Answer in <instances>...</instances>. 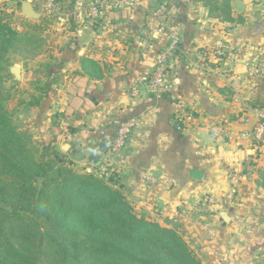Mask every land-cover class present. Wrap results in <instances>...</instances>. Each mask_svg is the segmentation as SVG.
I'll return each instance as SVG.
<instances>
[{
  "label": "crops",
  "instance_id": "1",
  "mask_svg": "<svg viewBox=\"0 0 264 264\" xmlns=\"http://www.w3.org/2000/svg\"><path fill=\"white\" fill-rule=\"evenodd\" d=\"M22 1L38 18L22 15ZM88 2L55 0L47 10L46 0H0L13 19L45 28L40 53L8 68L14 84L43 88L38 104H23L24 128L55 149L80 150L85 167L94 165L84 150L106 144L97 167L113 171L137 213L176 222L204 247L199 257L206 254L208 264H249L264 238V144L239 134L264 115V0H231L243 24L210 17L197 0H139L107 11L106 30L91 25ZM172 34L179 44L161 92L138 86L133 94ZM128 120L126 145L111 154ZM203 208L215 212L204 217L197 213Z\"/></svg>",
  "mask_w": 264,
  "mask_h": 264
},
{
  "label": "trees",
  "instance_id": "2",
  "mask_svg": "<svg viewBox=\"0 0 264 264\" xmlns=\"http://www.w3.org/2000/svg\"><path fill=\"white\" fill-rule=\"evenodd\" d=\"M197 1L212 18L244 23L231 0ZM9 18L0 8V59L10 50L38 55L44 26L22 22L18 30ZM3 83L0 68V264H203L178 229L137 213L114 174L74 171L56 151L46 157L52 148L13 123ZM258 184L264 189V169Z\"/></svg>",
  "mask_w": 264,
  "mask_h": 264
},
{
  "label": "rangeland",
  "instance_id": "3",
  "mask_svg": "<svg viewBox=\"0 0 264 264\" xmlns=\"http://www.w3.org/2000/svg\"><path fill=\"white\" fill-rule=\"evenodd\" d=\"M9 22L11 24L12 27L16 28V26L21 25L22 23H20L18 21L17 18H12V16H10L9 18ZM23 22V21H22ZM33 50L37 51V48H34ZM3 57L0 59V68H1V74L4 76V89L6 90V93H8L7 95V100L4 101V104L6 106V109L11 112L12 114V121L13 123L18 127V129H20L21 131L29 134L33 141L35 142H39L34 135L29 131V128H24L25 126V119H26V112H24L25 107L23 106V104L25 103H31L33 102V96H36L40 94V90L36 89V86L34 85L33 81H23L22 83L19 84H14L12 82V78L10 75L7 74L8 68L10 64L13 63H22V61L24 60H29L32 58H29L30 54L22 56L21 54H18L16 52H12L11 50L4 53L2 55ZM34 58V57H33ZM17 86V87H16ZM31 94L32 98H31ZM29 95V96H28ZM30 97L29 102L28 101H22L23 99H28ZM40 144L46 146V144H43L41 142H39ZM260 144H264V142H261ZM50 146V145H48ZM52 149L49 150H42L43 154H45L46 157L49 158H53V152H58L59 155H62L63 158L62 160L64 161V165H67L69 168H71L74 171L77 172H82L84 169L86 171H92L97 169V174L98 175H104L105 177L110 176V174H113V171L106 165H104L102 168L95 167L92 165H87L86 167L83 165H79L78 161H79V157H81V151L78 150V153H72L71 152H67V148H63V149H55L53 147H51ZM97 166V165H96ZM40 183L41 180L40 178H38L35 181V185L37 188H40ZM203 210V211H202ZM215 211L207 208H203L201 209L199 212L200 215H203L204 217H207L209 215H211L212 213H214ZM168 227H173L179 230V232L183 235V237L185 238V240L188 242V244L193 248V250L197 253V255H200V251L202 248H204L203 246H201L199 244L198 241H196V239L194 237H192V234H190V236L188 234H186L185 230L182 227L177 226L176 222H173L172 224H170V226ZM263 243L261 245H259V247L257 248V251L254 253V260L250 261L249 264H264V238H261V240ZM242 242V241H239ZM237 246H233V248H235ZM200 258V257H199ZM201 259V258H200ZM203 264H208V257L206 254H203V258L201 259ZM220 264V263H217ZM235 264H240V263H235ZM247 264V263H244Z\"/></svg>",
  "mask_w": 264,
  "mask_h": 264
},
{
  "label": "built area",
  "instance_id": "4",
  "mask_svg": "<svg viewBox=\"0 0 264 264\" xmlns=\"http://www.w3.org/2000/svg\"><path fill=\"white\" fill-rule=\"evenodd\" d=\"M54 1L55 0H46L47 10L52 8ZM138 2L139 0H89L87 4L89 21L96 29L106 30L107 24L105 14L107 11L119 10L127 7L134 8L137 6ZM178 44V37L172 34L166 50L158 54L154 68L148 74L141 76L137 85L131 88L133 94L137 93L138 86L146 88L148 92L153 94L161 92L166 80L167 58L175 51ZM241 121L248 122L249 118L244 116ZM133 126L132 120L125 121L119 125L116 136L109 148L111 154L118 153L125 147L127 138L133 130ZM239 136L240 138H250L255 142H264V115L260 116L259 119L254 122L252 128L242 131Z\"/></svg>",
  "mask_w": 264,
  "mask_h": 264
},
{
  "label": "water",
  "instance_id": "5",
  "mask_svg": "<svg viewBox=\"0 0 264 264\" xmlns=\"http://www.w3.org/2000/svg\"><path fill=\"white\" fill-rule=\"evenodd\" d=\"M21 13L27 18L36 19L38 18V13L33 8L29 1H22L21 2ZM10 72L15 76V78H20V69L17 66H13L10 68ZM106 144H100L97 149L87 148L84 150V153L87 155L88 159L93 165H97L100 163L101 158L106 151ZM203 175L202 171L192 170L190 171V176L195 179H201Z\"/></svg>",
  "mask_w": 264,
  "mask_h": 264
}]
</instances>
